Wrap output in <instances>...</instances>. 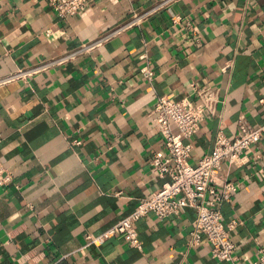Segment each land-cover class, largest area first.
Instances as JSON below:
<instances>
[{
	"label": "crops",
	"instance_id": "1",
	"mask_svg": "<svg viewBox=\"0 0 264 264\" xmlns=\"http://www.w3.org/2000/svg\"><path fill=\"white\" fill-rule=\"evenodd\" d=\"M160 1L92 0L63 18L49 0H0V78L33 70L0 84V154L12 174L0 189V264H230L212 258L207 240L188 246L194 208L141 219L142 249L122 237L85 247L87 234L113 226L165 181L151 167L167 154L152 115L157 97H187L193 82L219 89L216 114L192 138L194 164L220 128L239 132L242 115L264 123V0H176L105 38ZM147 64L152 82L141 74ZM224 168L240 183L224 218L242 220L233 232L237 257L256 264L264 140Z\"/></svg>",
	"mask_w": 264,
	"mask_h": 264
},
{
	"label": "built area",
	"instance_id": "2",
	"mask_svg": "<svg viewBox=\"0 0 264 264\" xmlns=\"http://www.w3.org/2000/svg\"><path fill=\"white\" fill-rule=\"evenodd\" d=\"M92 0H49L63 18L73 16L84 10ZM176 0H161L144 13L134 12L133 16L121 27L105 38L119 33L125 28L132 27ZM180 22V17L174 18ZM187 26L192 27L190 21ZM194 40L202 43V35L197 29H191ZM100 41L91 45H84L82 51H89ZM70 54V56L76 55ZM69 57V56H68ZM67 57V58H68ZM66 57L49 61L41 68L49 67L58 62H64ZM149 63V62H148ZM228 67H225L226 70ZM33 70H21L7 77L0 78V84L18 78L32 75ZM143 77L152 82L156 73L150 64L141 69ZM191 95L175 98L171 95L157 97L155 108L152 111L154 121L167 149V154H156L151 159V167L155 176L165 179L161 188L148 197H143L136 206L124 215L117 223L100 234H87L85 247L100 246L112 237H122L132 247L142 249L137 223L150 214L160 219L181 215L188 208H194L196 218L188 239L190 248L199 247L204 240L211 244L212 258L218 262L240 264L236 253V243L233 232L242 223L234 218L226 221L222 211L224 202L233 199L240 188V183L230 179L224 168V163L230 164L244 157L255 145L264 140V123L254 126L246 115L238 121L239 132L235 136H228L223 127L215 137L213 149L199 159L191 162L194 142L192 138L200 130L206 114H216L220 102L219 89L210 84H191ZM262 102L264 100H261ZM12 180V174L5 166L0 154V189ZM260 259L256 264H264V247L260 250ZM57 264V262L47 263Z\"/></svg>",
	"mask_w": 264,
	"mask_h": 264
}]
</instances>
